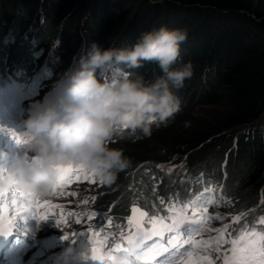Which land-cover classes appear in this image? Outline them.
<instances>
[{
  "label": "trees",
  "instance_id": "trees-1",
  "mask_svg": "<svg viewBox=\"0 0 264 264\" xmlns=\"http://www.w3.org/2000/svg\"><path fill=\"white\" fill-rule=\"evenodd\" d=\"M106 1L0 0V36L12 33L13 40L20 43L18 33L26 31L25 20L33 15L37 17L34 28L42 39L51 38V28L60 25L58 39L63 43L58 46L59 53L70 45L71 55L81 52L74 61H64L71 73L89 46L97 43L104 48L116 28L117 21L103 7ZM119 1L129 4L128 0ZM135 1L138 10L124 25L127 31L123 45L130 47L151 27L185 29L187 39L174 67L190 61L193 76L176 91L178 111L166 123L154 125L147 136L120 130L113 137L111 146L121 148L132 166L115 184L103 188L98 209L111 207L118 219L127 216L130 207L145 208L155 199L170 210L188 196L194 183L197 185L194 180L203 179L209 186L222 187L224 200L235 205L233 216L237 220L230 225L233 240L241 241L242 235L250 232L264 233V122L247 128L264 114V0ZM74 6L83 7L76 11ZM71 9L76 11V26L81 25L79 18L89 17L74 34V42H69L73 38V20L68 18L74 15ZM27 57L22 54L17 59L4 51L1 66L6 68L15 62V76L26 82L32 71V60ZM118 71L139 73L148 81L160 74L154 63H144L137 69L119 66ZM223 105L231 110V116L223 123L216 122L210 135L199 133L187 140L180 133L183 110ZM165 132L169 135L156 138ZM210 159L215 161L214 167L207 164ZM158 162H177L178 169L173 167L162 175ZM194 175L198 177L192 180Z\"/></svg>",
  "mask_w": 264,
  "mask_h": 264
},
{
  "label": "clouds",
  "instance_id": "clouds-1",
  "mask_svg": "<svg viewBox=\"0 0 264 264\" xmlns=\"http://www.w3.org/2000/svg\"><path fill=\"white\" fill-rule=\"evenodd\" d=\"M186 39L185 29L161 26L141 33L130 47L92 43L71 74L58 82L55 99L46 96L31 105L23 137L28 158L7 166V154L0 153V188L19 186L46 195L59 183L60 170L69 166L101 185L115 184L132 166L121 148L111 146L116 133L147 136L178 110L176 91L193 76L190 61L174 67ZM144 63L156 64L160 74L148 81L142 74L118 71L119 66L137 69ZM209 213L218 215L212 209ZM143 244L142 238L130 241L111 253L109 264H138ZM88 255L86 243H69L54 264H89Z\"/></svg>",
  "mask_w": 264,
  "mask_h": 264
},
{
  "label": "rangeland",
  "instance_id": "rangeland-1",
  "mask_svg": "<svg viewBox=\"0 0 264 264\" xmlns=\"http://www.w3.org/2000/svg\"><path fill=\"white\" fill-rule=\"evenodd\" d=\"M86 1V0H84ZM154 3V1H151ZM85 2H81V5H84ZM129 4H123L119 0H107L103 7L106 10H110V15L112 16L113 21H117L116 28L111 30V35L106 41L104 48L109 46L111 47H126L123 45V41L126 36L127 28L124 25L131 21V17L138 10L137 4L138 1L128 0ZM83 6H74V10L80 11ZM114 9V10H113ZM119 9V10H116ZM143 7H139V10ZM76 11H69L73 16L68 14L69 20L72 19L71 34L72 37L69 42L75 39L76 31L80 32V27L88 20V16L79 18L81 25L76 26V20L78 18ZM71 21V20H70ZM37 22V17L33 15L27 21L25 20L26 31L24 33H18L20 36L19 41L21 44L13 40V35L11 34H2L0 36V43L3 44L0 46V128L7 131L0 132V153L7 154V166L14 164V160L17 159H27V149L24 144L18 143L17 139L11 135L15 133L16 137H20L23 140V137L26 133V128L24 121L28 118L31 105L36 101H44L46 96L49 101L55 99L54 90L57 88L58 82L62 77H66L71 74L69 70H66L67 66L64 63L70 59L74 61L79 53H71V45L66 47V51L59 53V47H61L63 40H61L60 45L56 46L55 39L58 38L62 32V27L60 25L54 26L51 28L52 35L51 38L46 37L42 39L34 28V24ZM69 25V24H67ZM154 28L151 27V30ZM157 29V28H156ZM62 37V36H61ZM68 43V42H67ZM5 51L9 52V55L13 54L16 58H20L22 54L27 55L29 60H32V65L30 69L32 71L28 73L26 79L28 85L32 83L35 78H38L36 84L35 94L32 98L25 99L18 92H14L13 78H15L14 62L12 66L3 68L1 66V56ZM27 59V60H28ZM4 64H6L4 62ZM54 69V70H53ZM57 70V72H55ZM128 72V71H127ZM183 122L179 128L180 133L184 135V138L190 140L193 136L197 134H208L210 135V129L212 126L216 125V122L223 123L224 120H227L231 116V110L226 106H195L189 109L183 110ZM264 117V114L263 116ZM261 117V118H262ZM258 119L251 124L247 125V128L253 127V125H259L264 122V118ZM229 134L233 130L228 131ZM227 132V133H228ZM163 136L156 137L157 139L169 135L168 132L162 134ZM165 135V136H164ZM166 152V151H165ZM170 152H168L169 154ZM178 159V157H176ZM0 163H4L3 160H0ZM177 162H158L157 168L162 175H165L166 172L173 167L177 168L175 164ZM207 164L211 167H214L215 161L210 159L207 161ZM196 175L193 176L195 179ZM92 181V182H90ZM192 183V182H191ZM105 186L98 183V181L92 176V179L80 178L73 184L69 185L67 188L62 190L63 194L50 195H41L39 198L43 201H51L52 204L59 205L60 207L55 209L56 211L47 217L46 221L42 220L38 222L35 219L30 217H25L24 219L17 220L16 226L12 229L11 234L4 236L0 235V251L4 247L2 244L6 245L8 248H13L14 251H8L6 254L7 259L2 256L0 253V260L4 264H23L32 260L39 258L38 251L40 250V243L46 239H56L59 244L58 246L52 248L46 253V259L51 258L52 256H58L62 250L69 245V243L83 244L84 240L88 237H92V234L99 232L104 229L105 226L111 227L113 225L107 224L110 216V208L106 210H99L98 204L103 199V188ZM9 194L12 193L13 188H3ZM87 201V203H85ZM7 203V201H5ZM181 203V201H177ZM164 203L157 202L153 199V203L145 206V209H148L147 212L153 216L165 215L167 209L164 207ZM234 204L229 202H223L218 207H214L212 211L218 214L221 218L224 219V222L232 223L234 218ZM177 207H180L177 206ZM176 207V208H177ZM64 213H72L70 218L67 220V224H62L59 227L55 226V220L59 218V211ZM95 214L92 220L88 219L89 215ZM11 215V210L9 211ZM77 216L80 218L81 223L76 224ZM127 218H123L126 220ZM249 219H251L249 217ZM215 224V223H213ZM209 225V224H208ZM89 228L91 231H89ZM118 228V226L116 227ZM73 233H82V235L73 236ZM64 235L68 236V239H62ZM74 241V242H73ZM219 251L214 254H200L197 256L186 258L182 261H187L189 259L196 260L199 258L207 257V260L210 261V264H223L221 258L223 254L230 251L231 244L227 242L226 245L217 246ZM17 255L19 261L14 262V256ZM212 255H214L212 257ZM45 259H40V262H43ZM14 262V263H13ZM179 264V262L177 263Z\"/></svg>",
  "mask_w": 264,
  "mask_h": 264
},
{
  "label": "snow or ice",
  "instance_id": "snow-or-ice-1",
  "mask_svg": "<svg viewBox=\"0 0 264 264\" xmlns=\"http://www.w3.org/2000/svg\"><path fill=\"white\" fill-rule=\"evenodd\" d=\"M5 131L7 130L0 128V132ZM11 135L17 139L18 143H24V140L20 137H16L15 133H11ZM81 174H83L85 178L91 175L71 166L62 168L60 170V181L57 186L52 189L53 193L63 194L62 189L74 178L79 179ZM40 196L41 194L19 186L13 188L11 194L3 188H0V235L7 236L11 234L18 219L22 220L25 217H30L38 222L42 220L46 221L47 217L52 215L54 210L60 207L59 205L52 204L51 201L42 202L39 198ZM5 201H7V203H5ZM85 203H87V201H85ZM161 203H163V201H161ZM208 203H211V201L193 200L189 203H185L181 208L172 207L170 209L171 215L168 217L170 220L169 223H166L164 218H157L156 216H153L150 220H148V223L152 226L151 231L148 233L143 232L139 222L136 220L137 214L140 218L145 217L147 214L144 211H141L138 207L134 206L131 209L133 216L129 218V224H136L137 234L128 236L121 235L120 240L113 245V247L109 250V253L101 255L100 246H102V241L99 239V232L93 233V235L97 238L90 239L88 241L93 245L91 258L107 260L109 264L112 259L111 253L120 251L130 241L136 238H142L143 240L149 239L152 236L163 238L165 233L174 234L167 240V244L175 248L176 244L174 241L180 238L182 234L181 229H183V234L187 237L183 242L193 243L192 232L207 227L208 217L205 213ZM189 208L192 210L191 216L187 215ZM10 210L11 215H9ZM94 215V213L89 215L88 219L92 220ZM75 222L76 224L81 223L78 216ZM67 223L68 221L64 218L63 211L61 210L59 218L55 220V226L59 227L60 225ZM89 231H91L90 228ZM76 235H82V233H73V236ZM62 239L66 240L68 239V236L64 235ZM241 240L243 243L236 240L231 242V255H226L224 257V264H264V233L250 232L242 235ZM221 243H227V241H224L221 237L217 240V244ZM167 251L168 248H166L164 244L156 243L154 246L143 249L138 256V264H141L142 261L155 259L157 256H163ZM216 251H219L218 247ZM188 256L191 257L192 252H188ZM157 264H174V262L168 261L167 258H165V260L158 261ZM179 264H210V261L207 260V257H198L196 260L189 259L187 261H180Z\"/></svg>",
  "mask_w": 264,
  "mask_h": 264
},
{
  "label": "bare ground",
  "instance_id": "bare-ground-1",
  "mask_svg": "<svg viewBox=\"0 0 264 264\" xmlns=\"http://www.w3.org/2000/svg\"><path fill=\"white\" fill-rule=\"evenodd\" d=\"M200 196V195H199ZM4 247L1 249V251H0V253L2 254L3 252H5V253H7V251H9V250H11V251H14V249L13 248H10V249H8V247L6 246V245H4V244H2ZM15 252V251H14ZM5 253H3L2 254V256L4 257V258H6L7 259V256L6 255H4ZM14 262H15V260H19L18 258H17V255L16 256H14Z\"/></svg>",
  "mask_w": 264,
  "mask_h": 264
}]
</instances>
